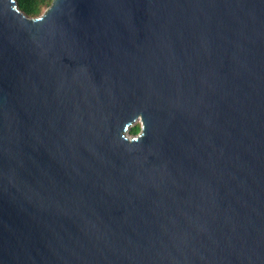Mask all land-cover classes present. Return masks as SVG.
I'll return each mask as SVG.
<instances>
[{"label":"water","instance_id":"1","mask_svg":"<svg viewBox=\"0 0 264 264\" xmlns=\"http://www.w3.org/2000/svg\"><path fill=\"white\" fill-rule=\"evenodd\" d=\"M0 264H264V0H0Z\"/></svg>","mask_w":264,"mask_h":264},{"label":"trees","instance_id":"2","mask_svg":"<svg viewBox=\"0 0 264 264\" xmlns=\"http://www.w3.org/2000/svg\"><path fill=\"white\" fill-rule=\"evenodd\" d=\"M18 9L29 18L40 17L45 10L50 7L52 0H15ZM141 130V125L136 124L131 130V135H137Z\"/></svg>","mask_w":264,"mask_h":264},{"label":"rangeland","instance_id":"3","mask_svg":"<svg viewBox=\"0 0 264 264\" xmlns=\"http://www.w3.org/2000/svg\"><path fill=\"white\" fill-rule=\"evenodd\" d=\"M137 124H140L139 122Z\"/></svg>","mask_w":264,"mask_h":264}]
</instances>
